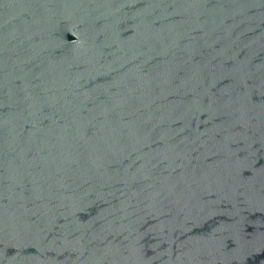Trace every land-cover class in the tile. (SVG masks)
<instances>
[{
	"label": "water",
	"instance_id": "1",
	"mask_svg": "<svg viewBox=\"0 0 264 264\" xmlns=\"http://www.w3.org/2000/svg\"><path fill=\"white\" fill-rule=\"evenodd\" d=\"M0 264H264V0H0Z\"/></svg>",
	"mask_w": 264,
	"mask_h": 264
}]
</instances>
